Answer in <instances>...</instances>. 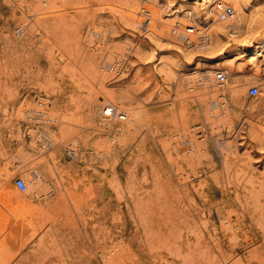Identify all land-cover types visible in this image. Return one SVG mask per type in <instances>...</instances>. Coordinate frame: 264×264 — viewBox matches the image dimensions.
Listing matches in <instances>:
<instances>
[{"label":"rangeland","instance_id":"374dc122","mask_svg":"<svg viewBox=\"0 0 264 264\" xmlns=\"http://www.w3.org/2000/svg\"><path fill=\"white\" fill-rule=\"evenodd\" d=\"M155 1L164 14L189 0ZM130 10L128 0H0V194L25 207L0 264H264V143L249 133L251 118L264 119V60L251 64L232 43L213 51L191 44L185 56L177 41L152 39L144 16L126 23ZM190 15L202 29L203 19ZM206 70L234 81L211 117L186 96L190 82L198 98L215 100L222 86H211ZM103 93L139 113V131L108 154L86 141L71 155L64 144L94 133L91 111ZM42 99L50 112L35 118L27 109ZM170 101H188V125L205 144L198 155L184 150ZM32 127L49 137L42 147ZM225 141L234 146L226 155ZM51 154L56 171L45 163ZM34 168L42 198L12 181ZM220 207L236 227L221 225Z\"/></svg>","mask_w":264,"mask_h":264},{"label":"bare ground","instance_id":"6f19581e","mask_svg":"<svg viewBox=\"0 0 264 264\" xmlns=\"http://www.w3.org/2000/svg\"><path fill=\"white\" fill-rule=\"evenodd\" d=\"M219 1L223 0H189L188 2L186 1L187 6L183 8L179 5L180 3L178 5L168 3L170 6V12L166 11V13L162 14L161 6L155 0H142L141 3L140 0H128V5L131 7V14L127 15L124 21L126 23L140 22V17L144 16L145 19L142 17V22L144 25L146 24L148 34L152 39H156V37H165L169 41H177V44H175L177 49L185 56H187L191 44L196 47H202L204 49L213 51L214 49L220 50L226 44L232 43L234 44V54L245 56L251 64H256L257 59L260 57L262 60H264V34L261 36H256L258 28L253 26L256 14L258 13V10L256 9L257 7L255 6L261 2L258 0L257 2L253 0H224L230 2L233 7V12L223 18H220L217 15L215 8L216 2ZM188 8H190L191 11H194L199 17L203 19L205 25L201 27L202 29L197 28V24L192 20V16L190 15L191 11H186ZM183 11L185 12L184 15L178 14L179 12ZM171 13L175 16L174 18H170ZM177 16L181 19L176 18ZM226 27H229L230 29L227 30ZM197 33L199 36H197ZM37 36L41 39L44 37L40 31L37 32ZM90 39L94 40L95 38ZM92 43L95 45L93 41ZM95 48L97 49V47ZM60 56H62L61 59L65 57L63 55ZM162 63H165V61H162ZM216 72L217 71L206 70L201 74V76H207V80L211 83V86L212 83L222 86L220 89H218L220 92L216 95V98L213 102L206 100V97L198 98V94L197 91H195L194 85L190 82L187 83L191 92L186 96L188 98L191 96L190 101H193L191 108H194L195 110L197 108L199 110L201 109L205 113L209 112V117H211V113L220 114V112L223 110V105L226 101V91L227 89L231 88V85L234 83V81H229L226 75L222 80H219L216 77ZM208 93V97L213 100L214 95H212L211 91H208ZM230 95L232 96L233 93ZM125 101V99L122 100L119 97H113L105 93L99 96L98 101L93 106L90 117L92 120L96 121V127H93L94 133L77 136L75 139L66 142L64 144V148L68 151V153L71 155L74 154L78 150L79 143L81 142L84 144L86 141L92 149H95L96 153H109L113 143L121 146L128 141V137H133L132 135L135 136V132L139 131L137 127H139L140 116L139 113L131 112L132 106L127 104ZM187 102L173 104L170 101L168 105L174 106L175 115H177L179 122L178 131H181L185 135V140L182 143H186L187 145L184 150H187L186 152H193L198 155L203 150L205 144L193 131L191 128L192 126L188 125L186 113L188 107L186 104ZM37 103L39 104L35 103L30 109H27V112H36V114L32 115L35 118L47 117L50 110L46 107L45 100L42 99L37 101ZM208 105L209 108L207 107ZM103 107L111 108L110 116L103 115ZM119 110L122 112V116L118 114ZM253 111L254 109L252 108L250 112ZM59 119L63 123L70 122L65 117H59ZM106 121H108V124L111 123L110 129L103 127L104 125L102 123ZM249 126L250 135L256 137L260 142L264 143V119L251 118L249 120ZM214 127L215 126H212L210 131H212V128ZM36 128L32 127V129L29 131V135L31 140L35 141V143L38 140L36 145L42 147L44 140L49 137L44 135V131ZM99 129L101 131L107 130L108 133L106 135L102 134L100 131H98ZM50 137L52 141H55L57 137H59L58 131H56V133L52 134ZM221 141L222 140L219 142ZM226 141L225 143L223 142L224 144L222 143L224 155L231 152L232 147H234L231 142ZM169 149L171 152H178L177 148L173 146L169 147ZM57 159V156L53 154L46 157L45 163L47 166H49L50 170L56 171ZM24 178L25 187L22 190L19 189L20 191L26 190L33 192L37 198L44 197V193L41 192L43 179L40 177L35 168L33 171L26 170L24 172ZM3 196L4 193H1L0 215L2 218L0 220V254L2 253L5 242L7 243L9 241V236L12 231L14 229L16 230L19 225H22L20 220L25 213V207L23 205L13 204L9 200H4ZM225 209V207H220V223L227 229H233L237 226V224H234L232 215ZM114 247H116V245H114Z\"/></svg>","mask_w":264,"mask_h":264},{"label":"built area","instance_id":"2783aa9c","mask_svg":"<svg viewBox=\"0 0 264 264\" xmlns=\"http://www.w3.org/2000/svg\"><path fill=\"white\" fill-rule=\"evenodd\" d=\"M215 8H216V11H217V15L220 18H223V17H225V16H227V15H229V14H231L233 12L232 5L229 2H227V1L216 2V7ZM216 77L219 80H222L225 77V74H224V72L222 70H217ZM256 91H257V85L254 84V83L249 84L247 86V88H246V92L249 95H253L254 93H256ZM102 113H103L104 116H110L111 108L103 107ZM118 114L120 116H122V112L120 110H119ZM102 124L104 125V128H106V129H110L111 128L110 127L111 123L108 125V121H106V122H104ZM12 181H13L14 185L20 190H22L25 187V181H24L23 177L20 176V175H15L13 177Z\"/></svg>","mask_w":264,"mask_h":264}]
</instances>
